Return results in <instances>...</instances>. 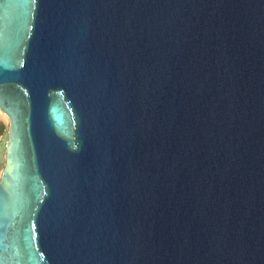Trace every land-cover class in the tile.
Here are the masks:
<instances>
[{
  "label": "water",
  "instance_id": "water-1",
  "mask_svg": "<svg viewBox=\"0 0 264 264\" xmlns=\"http://www.w3.org/2000/svg\"><path fill=\"white\" fill-rule=\"evenodd\" d=\"M0 264H264V0H0Z\"/></svg>",
  "mask_w": 264,
  "mask_h": 264
},
{
  "label": "bare ground",
  "instance_id": "bare-ground-1",
  "mask_svg": "<svg viewBox=\"0 0 264 264\" xmlns=\"http://www.w3.org/2000/svg\"><path fill=\"white\" fill-rule=\"evenodd\" d=\"M0 121H2L8 127V118H7L6 114L1 109H0ZM3 139H4V137L0 141V166H1V169H2V165H3V154H4L3 153L4 149H3V147H1V145L4 142Z\"/></svg>",
  "mask_w": 264,
  "mask_h": 264
},
{
  "label": "rangeland",
  "instance_id": "rangeland-1",
  "mask_svg": "<svg viewBox=\"0 0 264 264\" xmlns=\"http://www.w3.org/2000/svg\"><path fill=\"white\" fill-rule=\"evenodd\" d=\"M6 129H7V126L2 121H0V141L3 138V134L4 132H6ZM3 157H4V154H3ZM0 171H1V166H0Z\"/></svg>",
  "mask_w": 264,
  "mask_h": 264
}]
</instances>
